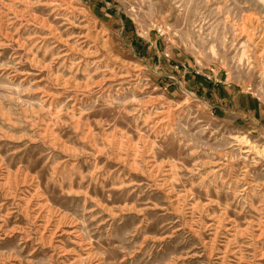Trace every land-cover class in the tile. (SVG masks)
Instances as JSON below:
<instances>
[{
	"label": "rangeland",
	"instance_id": "rangeland-1",
	"mask_svg": "<svg viewBox=\"0 0 264 264\" xmlns=\"http://www.w3.org/2000/svg\"><path fill=\"white\" fill-rule=\"evenodd\" d=\"M0 264H264V0H0Z\"/></svg>",
	"mask_w": 264,
	"mask_h": 264
}]
</instances>
